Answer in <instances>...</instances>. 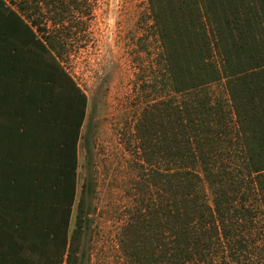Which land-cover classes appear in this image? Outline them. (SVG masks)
Wrapping results in <instances>:
<instances>
[{"label": "trees", "instance_id": "trees-1", "mask_svg": "<svg viewBox=\"0 0 264 264\" xmlns=\"http://www.w3.org/2000/svg\"><path fill=\"white\" fill-rule=\"evenodd\" d=\"M40 1L37 10L55 2ZM148 3L175 95L147 105L134 126L142 196L125 227L123 249L128 264H213L218 248H225L229 251L222 253L220 264H229L226 260L235 258L230 250L242 244L231 217L251 214L238 200V181L224 163L234 144L264 215V0ZM7 8L35 36L32 25L23 21L32 18L27 6L20 5L24 17ZM32 22L43 32L42 58L60 67L54 36L44 33L39 19ZM220 81L227 99L212 100L208 87ZM78 134L79 129L74 135L73 202ZM91 192V182L83 183L65 264H81L80 238L88 225L85 197Z\"/></svg>", "mask_w": 264, "mask_h": 264}, {"label": "rangeland", "instance_id": "rangeland-1", "mask_svg": "<svg viewBox=\"0 0 264 264\" xmlns=\"http://www.w3.org/2000/svg\"><path fill=\"white\" fill-rule=\"evenodd\" d=\"M58 0L48 6L40 0H8L38 35L32 22L41 21L45 34L58 43L54 53L88 97L80 144L79 191L90 181L86 195L88 225L80 238L81 264H128L123 249L125 227L142 196V162L134 126L143 109L175 93L166 74L162 48L152 25L148 0ZM215 58L217 57L214 55ZM212 100L227 99L223 81L208 87ZM178 96V95H177ZM235 136V133L232 134ZM88 145H86V140ZM88 149V150H87ZM224 163L238 181V200L251 210L231 217L242 244L230 250L229 264H264V215L260 198L243 167L234 144ZM207 199L212 203L209 188ZM79 198V197H78ZM76 204L74 206V221ZM74 229V228H73ZM213 264H220L218 248Z\"/></svg>", "mask_w": 264, "mask_h": 264}, {"label": "crops", "instance_id": "crops-1", "mask_svg": "<svg viewBox=\"0 0 264 264\" xmlns=\"http://www.w3.org/2000/svg\"><path fill=\"white\" fill-rule=\"evenodd\" d=\"M3 1L0 264H59L60 259L65 264L79 197L80 144L88 97L60 60L59 67L42 58L41 36L23 18L35 36L28 33L23 23L10 15L8 0ZM81 94L85 95L84 112Z\"/></svg>", "mask_w": 264, "mask_h": 264}]
</instances>
